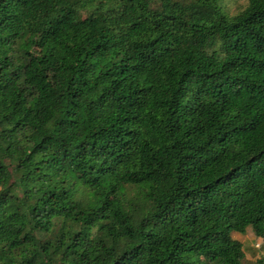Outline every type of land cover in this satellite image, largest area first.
<instances>
[{
    "label": "trees",
    "instance_id": "1",
    "mask_svg": "<svg viewBox=\"0 0 264 264\" xmlns=\"http://www.w3.org/2000/svg\"><path fill=\"white\" fill-rule=\"evenodd\" d=\"M0 0V264H240L264 242V0Z\"/></svg>",
    "mask_w": 264,
    "mask_h": 264
},
{
    "label": "rangeland",
    "instance_id": "2",
    "mask_svg": "<svg viewBox=\"0 0 264 264\" xmlns=\"http://www.w3.org/2000/svg\"><path fill=\"white\" fill-rule=\"evenodd\" d=\"M245 4L246 0L229 1L227 8L230 13L234 14ZM231 236L242 244L244 258L240 264H264V242L256 238L249 227L243 234L232 232Z\"/></svg>",
    "mask_w": 264,
    "mask_h": 264
}]
</instances>
